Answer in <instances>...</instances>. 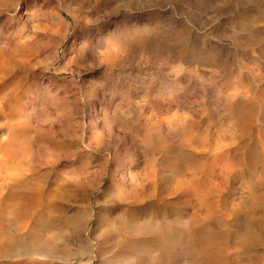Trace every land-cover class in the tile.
Returning <instances> with one entry per match:
<instances>
[{
    "label": "rangeland",
    "instance_id": "obj_1",
    "mask_svg": "<svg viewBox=\"0 0 264 264\" xmlns=\"http://www.w3.org/2000/svg\"><path fill=\"white\" fill-rule=\"evenodd\" d=\"M68 1L29 0L17 18L16 0H0V264H223V249L198 248L187 187L171 179L185 164L204 184L228 176L218 212L246 202L243 164L222 161L264 146V0H147L151 14L118 11L127 25L107 29L108 14ZM44 12L60 25L43 28ZM111 29L141 33L139 47ZM213 218L201 227L223 234Z\"/></svg>",
    "mask_w": 264,
    "mask_h": 264
},
{
    "label": "bare ground",
    "instance_id": "obj_2",
    "mask_svg": "<svg viewBox=\"0 0 264 264\" xmlns=\"http://www.w3.org/2000/svg\"><path fill=\"white\" fill-rule=\"evenodd\" d=\"M28 2L29 0H16L13 6L14 9L12 10L13 12L11 16L21 18L22 13L20 12L19 7L21 6V4H23L25 10L27 11ZM64 7L68 12L78 10L81 12L80 14H84V17H85V14L87 13L94 15V14H97L100 10H102L103 11L102 14H108L107 15L108 17L105 18V21L102 20L105 23L106 29L110 28V26L115 27L118 23L120 27L127 25L125 22L124 15H120V18L110 15V14L114 15L118 11H119V14H138L139 15V14H151L152 13V11L149 10V8L147 7V0H69L67 3L65 2ZM131 10H135V11H131ZM234 11H235L234 13L246 14L245 11L241 9L240 10L234 9ZM43 14H49L48 17H46V23L44 24L43 28L45 29L47 28L49 30V29H52L54 26L60 25L61 21L57 20V13L53 14L52 12H44ZM134 17L138 18L137 15H134ZM92 29L89 27L86 28L87 38L89 40L94 36V34H92V31H91ZM107 35H108V38L120 40V43L122 42L121 44H124L126 47H128L130 51L134 47H135L134 50L138 48L139 46H135V45L139 43L143 38L142 34L139 32L137 33L136 31H130L129 34L125 33V36H120L111 29L110 31L107 32ZM5 56L10 59L11 58L10 52H7ZM25 59H27V56L25 57ZM239 104H234L232 107V115H231L232 123H233V126L236 127L240 131L241 135H244L250 129L252 125V120L250 118L249 111H246V107L240 102ZM237 147L242 148L241 152H242V155L244 156L243 157L240 156L241 158L240 157L232 158L230 161L228 158L225 161H222L224 162L222 166L226 168L228 171L230 170V167L232 166L238 165L239 163L243 164L242 172L244 173V176H246L245 183L250 189L247 195L248 198L246 199V202L244 203L245 199L242 200L244 204L242 203V201H239L234 204H227V202H224L223 209H220V212H218L217 208H219L220 206L218 207V204L216 202H219V201H217L215 197L216 196L218 197L219 192L215 196L216 190H214V188L223 187L224 183L229 182L228 181L229 177L228 176H223V177L221 176L220 178L215 177V178H212L210 183L204 184L203 181H201V177L198 175V173L194 172V170L192 169H188L189 166L187 164L177 167V168L183 167V169L188 170V171L187 173H183L182 175L178 174L177 176L173 177L171 179L172 184L170 188L173 189L175 186L179 187L182 184H185L187 187L186 193L188 195L189 201L192 202V207H193V210L191 214L189 215V218H190L189 220L194 221V223H196V225L198 226L196 229L203 232L202 239L201 241L198 242V248L201 251H204L205 253H208L209 255L211 253L219 254L221 252L220 250L223 249V252H222L223 255L221 258V260H224L223 264H232V263H235V264H264V252L259 250L260 248L264 249V234H263V230H264V149L263 148L264 146L263 148H261L256 142L253 141L252 143L244 142L240 146H237ZM199 163L200 162H198V164ZM214 216H219L221 217V220H224L221 226L225 228L224 229L225 231L223 234L220 233L221 235L217 234V232L211 233L212 231H217L216 229H213L211 231L210 229L206 230L205 228L201 227L206 224V221L208 222V220L209 219L211 220ZM229 217H230V220H229ZM185 219H188V218H185ZM170 221H173V220H170ZM159 228H160V225H154L152 229L155 230ZM162 228L164 229V227H161V229ZM220 231L221 229L219 230V232ZM185 233L188 234L187 231H185ZM218 237L222 238L221 246L216 244V241H217L216 239ZM167 247H169L170 249L169 248L168 249L172 251L170 256L171 257L172 255L176 256V253L174 250H177V248H175L174 244H168ZM31 248L34 249L37 254H40L43 257L47 255L46 253H44V251L40 249L38 244L35 242L31 244ZM25 249H27V251L29 250V248H25ZM199 258L201 259L202 257L199 256ZM176 259L178 258L176 257ZM214 259L216 258L214 257L213 260ZM213 260L211 261L212 263H213Z\"/></svg>",
    "mask_w": 264,
    "mask_h": 264
}]
</instances>
